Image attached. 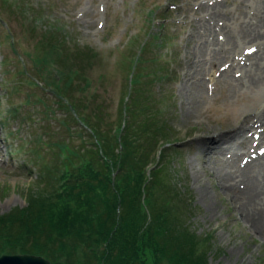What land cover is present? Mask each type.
Listing matches in <instances>:
<instances>
[{"label":"rangeland","instance_id":"374dc122","mask_svg":"<svg viewBox=\"0 0 264 264\" xmlns=\"http://www.w3.org/2000/svg\"><path fill=\"white\" fill-rule=\"evenodd\" d=\"M251 1L0 0V216L26 208L31 193L40 191L38 166L31 159L37 157L33 150L43 156L48 153L38 150L36 143L42 147L46 141L65 142L64 132L75 130L73 110L57 89L64 84L77 85L82 76L87 80V84L80 80L84 96H95L97 103L103 104L102 120L112 118L130 89L128 69L140 64L137 59L145 58L141 65L149 79L152 60L160 57V61H170L169 66L163 62L166 67L159 72L165 78L145 88L153 90L159 103L157 121L176 141L158 147L163 150L154 159L156 165L166 168L178 189L181 212L177 217L184 221L186 231L200 240L197 244L207 254L206 263L264 264V233L245 223L234 203L236 196L225 192L224 183L213 175V166H205L203 171L199 165L203 161L196 156L199 138L240 123V112L254 114L261 108L256 91L245 89L239 80L241 68L249 62L246 57L252 39L244 38V30L256 14ZM213 4L217 10L210 9ZM213 12L217 18L210 17ZM209 22L219 31V40L229 43L232 39L234 47L217 57L214 65H202L200 54L206 51V60L210 52L209 45L202 48ZM50 34L60 45L49 43ZM165 35L174 40L165 44ZM144 45L147 48L141 55ZM43 55L46 59L40 66L38 59ZM189 59L195 61L194 68L202 70L200 75L190 72L186 81ZM168 71L170 76H166ZM212 73L216 82L211 84L208 77ZM199 78L203 81H197ZM201 91L202 96L194 97ZM78 125L82 137L88 136L89 131ZM260 130H246L256 138L253 145L259 141ZM229 179L227 185L232 184ZM145 250V264H155L151 251Z\"/></svg>","mask_w":264,"mask_h":264},{"label":"trees","instance_id":"16d2710c","mask_svg":"<svg viewBox=\"0 0 264 264\" xmlns=\"http://www.w3.org/2000/svg\"><path fill=\"white\" fill-rule=\"evenodd\" d=\"M49 40L60 45L52 34ZM169 41L165 35L163 42ZM45 59H38L40 66ZM137 60L140 64L128 69L130 89L115 117L102 120L105 107L95 96H84L80 85L87 80L82 76L77 85L57 89L76 115V131H65V142L36 143L48 153L33 150L37 157L31 159L38 166L40 191L31 193L26 208L0 216V255L40 256L50 264H145L148 249L155 264H208L200 240L177 217L178 189L154 159L163 150L158 147L176 142L157 121L159 103L153 90L145 88L164 79L159 72L165 65L154 58L147 79L141 65L146 59ZM78 123L88 136L82 137Z\"/></svg>","mask_w":264,"mask_h":264},{"label":"bare ground","instance_id":"6f19581e","mask_svg":"<svg viewBox=\"0 0 264 264\" xmlns=\"http://www.w3.org/2000/svg\"><path fill=\"white\" fill-rule=\"evenodd\" d=\"M251 3L256 14L251 18L253 20L246 23V30H244L247 32L244 38L250 36L252 39L251 45L248 46L251 52L246 57L249 61L248 65L241 68L242 75H239V80L245 83V89L256 91V103H260L259 108H261L254 114H250L249 110L246 113L240 112L238 115L240 123L236 122L232 128L224 132H214L209 137L199 138L196 156L203 161H198L202 170L205 166H213L215 169L213 175L217 174L219 182L224 183L225 192H232L236 196L234 203L238 205L237 209L243 213L245 223L252 230L264 233V31L262 30L264 29V0H252ZM210 9L217 10L218 6L213 4ZM217 15L214 12L210 13L211 18H217ZM256 20L257 24H255ZM209 25L211 26L207 25L208 30L206 31L209 32L208 35L204 33L203 36H208L207 41L202 43V48L205 49V46L209 45L210 52L206 60L204 56L206 51L204 54H200L202 56L199 64L202 62V65L203 63L214 65L217 57L223 56L224 52L232 51L234 47L232 39H229V43L219 40V31H215L214 23L209 22ZM222 29L223 27L220 30ZM194 65L196 63L192 59L186 61L184 72L186 81L189 80L187 76L190 75V72L200 75L202 69L194 68ZM201 80L202 78L197 79V81ZM208 81L211 84L216 82L214 73L210 74ZM237 84L239 89H243L239 81L236 82ZM200 86L202 85L200 84ZM202 94V91L198 92L194 97L202 96ZM235 120L233 118L231 122L234 123ZM256 127L261 130L257 137L259 141L253 145L256 138L252 134L247 135L246 130L250 131ZM248 145H251V149ZM244 158L245 161L242 162ZM227 179L232 182L231 185H227L230 183L227 182Z\"/></svg>","mask_w":264,"mask_h":264},{"label":"water","instance_id":"95a60500","mask_svg":"<svg viewBox=\"0 0 264 264\" xmlns=\"http://www.w3.org/2000/svg\"><path fill=\"white\" fill-rule=\"evenodd\" d=\"M0 264H50V262L40 256L28 254H4L0 255Z\"/></svg>","mask_w":264,"mask_h":264}]
</instances>
